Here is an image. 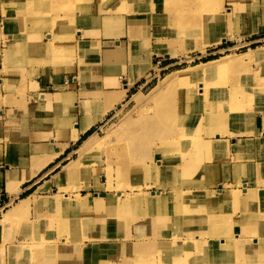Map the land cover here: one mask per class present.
<instances>
[{
    "label": "rangeland",
    "instance_id": "1",
    "mask_svg": "<svg viewBox=\"0 0 264 264\" xmlns=\"http://www.w3.org/2000/svg\"><path fill=\"white\" fill-rule=\"evenodd\" d=\"M119 1L63 5L60 0H0L3 51L17 67L31 64L37 70L40 61L33 56L39 45L47 64L76 60L81 75L86 79L92 74L88 81L99 83L97 73L109 59L107 45L98 43V53H93L95 46L77 40L76 32L89 18L113 13L125 14L130 38L125 36L126 55L109 60L131 61L133 66L136 55L143 56L136 59L142 80L124 101L116 96L117 103L105 107V118L78 143L77 162L53 171L49 188L22 196L28 198L29 209L19 208L21 197L14 205H3L0 264H72L69 249L82 248L78 264H162L163 239L183 247L179 260L185 264H264V156L258 150L263 146L257 139L244 145L246 155L225 156L219 153L222 136L206 130L211 124L207 119L192 116L229 108L245 116L231 126L246 122L260 135L264 49L240 58L264 46V0H167L176 6L171 12L158 0H136L138 11H131L128 0L120 9ZM200 82L211 97L196 98L191 88ZM85 94L99 107L104 104L96 100L97 93ZM183 125L194 136L166 134V129ZM90 133L97 143L87 149ZM168 155L177 162L170 165ZM204 167L226 171L209 175ZM67 168L72 172L65 174ZM219 182L224 195L236 194L235 201L219 198ZM156 190L161 195L152 194ZM163 215L169 217L167 226ZM161 229L167 233L159 234ZM211 232L216 237H209ZM169 241L164 247L173 249Z\"/></svg>",
    "mask_w": 264,
    "mask_h": 264
},
{
    "label": "crops",
    "instance_id": "2",
    "mask_svg": "<svg viewBox=\"0 0 264 264\" xmlns=\"http://www.w3.org/2000/svg\"><path fill=\"white\" fill-rule=\"evenodd\" d=\"M88 22L77 28L81 31L76 33L77 40L95 46L93 53H98V43L106 44L104 52L109 59L126 55L125 36L130 37L124 13L103 14L99 19L89 18ZM4 40L0 36V210L5 203L14 205L20 197L40 192L42 186L49 188L53 171L77 162L78 143L105 118L108 112L105 107L116 96L126 98L131 87L142 80L137 71L143 58L133 57V66L131 61L115 63L108 59L97 73L99 83H92L88 81L92 74L85 79L76 60L71 64L41 65L35 72L31 64L23 67L10 64L3 51ZM153 53L151 58L156 54ZM126 78L130 82L122 83ZM85 93H97L96 100L104 104L99 107L97 101L85 97ZM110 96L113 97L107 100ZM94 120L83 132V124ZM253 132L225 139H221L222 136L219 141L224 147L219 153L246 155L244 145L264 137V122L260 135Z\"/></svg>",
    "mask_w": 264,
    "mask_h": 264
},
{
    "label": "bare ground",
    "instance_id": "3",
    "mask_svg": "<svg viewBox=\"0 0 264 264\" xmlns=\"http://www.w3.org/2000/svg\"><path fill=\"white\" fill-rule=\"evenodd\" d=\"M38 1H41V0H38ZM87 1H93V2H96V1H98V0H60V2L63 4V5H68V4H71V3H74V2H87ZM110 0H104V3H108ZM148 1V0H147ZM167 0H158L157 1V3H160L162 6H163V9H164V11L165 12H171L172 10H174V9H176V6L174 5V4H171V3H168V2H166ZM137 1L136 0H128V5H129V8L131 9V11H138L139 9H140V6H139V4L137 3V4H135ZM119 3H120V5H119V8L120 9H125V0H120L119 1ZM41 4H43V3H41ZM135 5V6H134ZM144 6V5H143ZM39 10H44V7L43 6H40L39 7ZM38 9H37V11H39ZM133 13V12H132ZM229 14H231V12L229 11L228 12ZM134 14V13H133ZM69 15H70V13H69ZM72 16V15H71ZM211 17V16H210ZM1 19V18H0ZM137 31V30H136ZM80 32L81 31H78L77 30V32L76 33H79L80 34ZM23 33V32H22ZM21 33V34H22ZM20 33L18 34V36H20L21 35ZM31 44H35V45H37L36 43H31ZM38 48H39V45L38 46H36V52H35V54H34V56H33V60H35V61H40L39 62V66H41V65H46L47 64V62H48V58H45V56L43 57V54H42V51H43V49H40V50H38ZM69 48V47H68ZM72 49H74L73 47H71ZM82 48H85L84 46L82 47ZM264 49V46H258V47H256V48H252V49H249V52H247V53H245V54H243L242 55V57L240 58V59H243V56H245L246 54L247 55H253V54H256L258 51H260V50H263ZM45 52L46 51H44V54H45ZM60 56V55H59ZM62 57V56H61ZM73 60V59H72ZM212 62V61H211ZM37 63V62H36ZM200 65H196V66H193V67H191V69H196L197 67H199ZM5 67V66H4ZM0 70H1V68H0ZM184 70H189V69H184ZM33 72H35L34 70H33ZM181 72H183V71H181ZM181 79H183V80H186V79H188V78H191L190 76H183V77H180ZM236 83H238L237 82V79H236V81H234V84H236ZM200 84H201V86H199L198 88H196V89H193V88H191V91H193V90H195V94H197V96H196V98L197 97H200L201 99H204V98H206V96H209V97H211L212 95H211V92L209 91V90H207V85L205 84V83H203V82H200ZM196 87H197V85H196ZM236 89V86L235 87H233V89H231L233 92H234V90ZM250 89H251V87H250ZM112 93H114V92H112ZM111 97H113V96H110V97H108L107 98V100H109V98H111ZM122 97V96H121ZM121 97L119 98V99H121ZM224 97V96H223ZM64 98H66V95H64ZM119 99H115V97L113 98V100H112V102H110V104H112V103H115V102H117ZM108 104H109V102H108ZM109 104V105H110ZM113 105V104H112ZM111 106V105H110ZM223 110H209V111H206L203 115L200 113L199 115H192L193 117L195 116V118H199V119H201V118H203V119H207L208 120V123H211V124H209L208 125V127H207V131L208 132H210L211 134H212V136H223V135H234L236 132H237V134L238 133H241V134H243V135H245V134H252V132H253V130L250 128V127H248V125H247V123L246 122H244V123H242L241 125H239L238 126V128H234L233 126H231V122H234V121H239V120H243V121H245V118H243V117H245L244 115H238V112L236 113L234 110H232V109H229V108H222ZM170 115H173V113L171 114V113H169ZM93 122H95V120L94 121H92V122H85L84 124H83V128H82V130H83V132H85V131H87L89 128H90V126L93 124ZM228 122H230V124H228ZM237 126V125H236ZM165 130V129H164ZM168 132L166 133V134H169V135H171V136H181V137H184V136H186L187 134L188 135H191V130L186 126L185 127V125H183V126H180V128L179 129H166ZM94 135V134H93ZM93 135H92V133H90L88 136H89V138H88V141H87V149L88 148H90L93 144H95V143H97L96 141H94V140H92L91 138L93 137ZM87 136V137H88ZM191 136H194L193 134L191 135ZM177 137V138H178ZM258 141H259V144H261L262 146H263V148H264V137H259L258 138ZM92 142V143H91ZM89 146V147H88ZM262 147H259L258 148V150H260V152L263 154V156H264V149H263ZM159 151H161L160 149H159ZM161 153H163V154H166V153H168V152H165V150H163V151H161ZM168 162L170 163V165H173L174 163H176L177 162V160H174L173 158H170V155H168ZM185 161H182V163H184ZM262 162H264V158L262 159ZM168 163V164H169ZM235 163H237V162H235ZM238 164V163H237ZM188 167L190 168L189 169V172H192V174H194V172H196L195 170V168L193 167V166H191L190 164H188ZM72 168H67V169H65L63 172L65 173V174H69V173H71L72 172ZM203 171H207L208 173H209V175L210 174H213L214 175V172L216 173V175L217 176H220V175H222L223 173H225V171L226 170H224V169H215V168H213L212 167V170H211V167H204L203 168ZM241 171L242 172H253L254 170L253 169H241ZM10 182L12 181V178H10V180H9ZM245 185H247V183H244ZM219 189H218V192H220V194H219V198L222 200V199H225V201H235V199L237 198V196H236V194L234 193V192H229L230 194L229 195H224L223 193H224V188L223 187H221V183L219 182ZM121 194H120V196L119 197H121V196H124V194H123V192H120ZM152 194H154V195H156V196H159V195H161L160 194V191H158V190H156V191H153L152 192ZM177 194V193H176ZM28 197V196H27ZM27 197H21L22 198V202H21V204H20V207L19 208H24V209H29L30 208V206H29V200H28V198ZM155 198V197H154ZM155 199H157V198H155ZM19 209H17V211H18ZM162 220H163V222L165 223V226H167L166 225V223L168 222V220H169V217L168 216H165V215H163L162 217ZM0 223H2V221H0ZM172 228V227H171ZM172 229H174V228H172ZM216 229V228H215ZM162 231H159V234H164V232L165 233H167L166 231H164L163 229H161ZM215 234H213L212 232L209 234V237H211V238H214V237H216V236H214ZM188 236H189V234H188ZM189 238H191V236H189ZM177 239L178 240H182L181 239V237L180 238H178L177 237ZM168 239H163V246L160 248V259H159V261L163 264V263H167V262H172V261H174V264H185V261H184V259H182V260H179V257H183V256H181L180 255V252L181 251H183L184 249H183V247L181 246L180 248H179V243H177V242H172V241H169V242H171V245L173 246V249L172 248H165L164 247V245H168ZM46 242V241H45ZM208 242V241H207ZM81 247V246H80ZM84 250H85V248H82V250H78V249H69V257H71L72 259H73V262H72V264H78V263H76V261H77V259H79L78 257H79V254H83L84 253ZM214 252H217V249L216 250H213ZM62 255H66L65 254V249H64V251H63V254ZM175 255L177 256V258H176V261H177V263L175 262ZM67 256V255H66ZM65 259V258H64ZM82 259H79L78 261H81ZM106 260H104L103 262V264H105L106 262H105ZM97 263V262H96ZM60 264H68L67 262H61ZM90 264V263H89ZM97 264H99V263H97ZM113 264H123V262H121V263H113ZM188 264V263H187Z\"/></svg>",
    "mask_w": 264,
    "mask_h": 264
}]
</instances>
